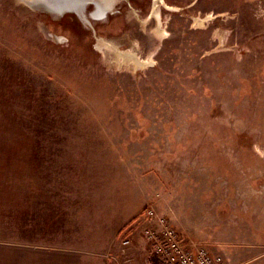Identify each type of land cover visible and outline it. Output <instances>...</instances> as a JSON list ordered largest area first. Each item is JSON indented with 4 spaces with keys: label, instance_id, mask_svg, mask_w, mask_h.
I'll return each instance as SVG.
<instances>
[{
    "label": "rangeland",
    "instance_id": "374dc122",
    "mask_svg": "<svg viewBox=\"0 0 264 264\" xmlns=\"http://www.w3.org/2000/svg\"><path fill=\"white\" fill-rule=\"evenodd\" d=\"M156 1L0 0V264L162 261L149 206L264 264V0Z\"/></svg>",
    "mask_w": 264,
    "mask_h": 264
},
{
    "label": "built area",
    "instance_id": "2783aa9c",
    "mask_svg": "<svg viewBox=\"0 0 264 264\" xmlns=\"http://www.w3.org/2000/svg\"><path fill=\"white\" fill-rule=\"evenodd\" d=\"M150 224L144 229V238L153 253L165 264H228L222 254L214 253L207 245L186 241L180 231L154 206L145 210ZM125 245L129 239L123 240Z\"/></svg>",
    "mask_w": 264,
    "mask_h": 264
},
{
    "label": "bare ground",
    "instance_id": "6f19581e",
    "mask_svg": "<svg viewBox=\"0 0 264 264\" xmlns=\"http://www.w3.org/2000/svg\"><path fill=\"white\" fill-rule=\"evenodd\" d=\"M21 1L26 2L30 6H43L45 8H49V9H52V10H55V11L64 10L63 12H65V11H68V10H72V11H75L82 18H84L85 21H86L85 14L89 18V21L93 20V19H90V16H92L94 19H96V18H98V19L102 18V16H104V15L107 14V12H108L109 9H112L113 8V5L112 4L114 2V0H99V1H97L95 3L96 4L95 8L92 11H90V13H89L90 15H89L85 11V9L87 8L86 6L88 4V2L85 4V0H83L81 2L80 1H77V0H21ZM158 1L159 0H157L156 2H158ZM64 2L65 3H68L70 7L65 6L63 4ZM81 3L82 4H85L84 7H83V5ZM86 22H88V21H86ZM90 23H92V22H90ZM109 45H112V44H109ZM115 57H117L118 60H123V61H126V62H130L131 59H134L133 62H137L138 61L137 58H135L132 54H128L127 55V53H122L121 56L118 53ZM147 62L145 60V64H147ZM137 63L138 64H141V61L140 62H137Z\"/></svg>",
    "mask_w": 264,
    "mask_h": 264
},
{
    "label": "water",
    "instance_id": "95a60500",
    "mask_svg": "<svg viewBox=\"0 0 264 264\" xmlns=\"http://www.w3.org/2000/svg\"><path fill=\"white\" fill-rule=\"evenodd\" d=\"M77 1H83V0H77ZM90 1L92 2V0H85V4L87 3V2H89L90 3ZM88 3V4H89ZM82 4V3H81ZM85 4H82L83 5V7H84V5ZM87 4V5H88ZM33 8H36V9H41V10H46V11H48V12H50V13H52L53 15H58V14H60V13H63V11L64 10H61V11H55V10H52V9H49V8H45V7H43V6H32ZM106 15H104V16H102V17H105Z\"/></svg>",
    "mask_w": 264,
    "mask_h": 264
},
{
    "label": "trees",
    "instance_id": "16d2710c",
    "mask_svg": "<svg viewBox=\"0 0 264 264\" xmlns=\"http://www.w3.org/2000/svg\"><path fill=\"white\" fill-rule=\"evenodd\" d=\"M150 264H165L163 261H158L151 257Z\"/></svg>",
    "mask_w": 264,
    "mask_h": 264
},
{
    "label": "flooded vegetation",
    "instance_id": "af4514ba",
    "mask_svg": "<svg viewBox=\"0 0 264 264\" xmlns=\"http://www.w3.org/2000/svg\"><path fill=\"white\" fill-rule=\"evenodd\" d=\"M97 1H99V0H92V2H93V4H94V6H96V4H95V3H96ZM143 1H145V0H143ZM88 3H89V2H88ZM90 3H91V1H90ZM86 7H87V6H86ZM94 8H95V7H94ZM109 11H110V9L108 10V12H109ZM108 12H107V14H106V16H105V17H102L103 19L107 18V16H108ZM79 17H80V15H79ZM91 17H92V16H91ZM91 17H90V19H93V17H92V18H91ZM102 18H100V19H102Z\"/></svg>",
    "mask_w": 264,
    "mask_h": 264
}]
</instances>
